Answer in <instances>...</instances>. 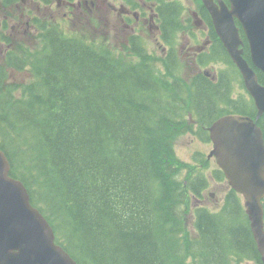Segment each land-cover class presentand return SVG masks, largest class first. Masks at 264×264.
<instances>
[{
  "label": "trees",
  "instance_id": "obj_1",
  "mask_svg": "<svg viewBox=\"0 0 264 264\" xmlns=\"http://www.w3.org/2000/svg\"><path fill=\"white\" fill-rule=\"evenodd\" d=\"M160 4L163 19H180L179 0ZM183 21L190 28L192 17ZM36 25L35 48L9 46L0 59V148L57 241L79 264H264L241 194L231 188L218 209L195 202L210 183L209 159L179 178L180 135L209 141L221 114L252 113L244 95L232 98L241 74L214 27L226 68L218 80L197 72L187 81L168 37L167 58L130 37V61L84 34ZM27 68L30 82L9 81L10 70ZM212 176L225 178L219 167Z\"/></svg>",
  "mask_w": 264,
  "mask_h": 264
},
{
  "label": "water",
  "instance_id": "obj_2",
  "mask_svg": "<svg viewBox=\"0 0 264 264\" xmlns=\"http://www.w3.org/2000/svg\"><path fill=\"white\" fill-rule=\"evenodd\" d=\"M216 32L258 109L264 114V85L254 66L264 74V0H202ZM196 24L203 19L193 12ZM251 47L254 66L243 56L244 40ZM217 164L230 186L244 197L246 214L264 262V136L257 119L249 114L226 113L208 127ZM11 161L0 148V264H79L56 241L53 226L33 205L25 183L11 175Z\"/></svg>",
  "mask_w": 264,
  "mask_h": 264
},
{
  "label": "flooded vegetation",
  "instance_id": "obj_3",
  "mask_svg": "<svg viewBox=\"0 0 264 264\" xmlns=\"http://www.w3.org/2000/svg\"><path fill=\"white\" fill-rule=\"evenodd\" d=\"M117 1L119 2H116V0H4V1L0 0V11L1 9H4L3 10L4 21L1 22L0 24H2V26L5 25L10 26L11 27L10 30L16 27H21L19 31H11L12 32L11 35L13 37H16L18 35H26L27 32L29 31L28 27L31 28L32 26H34L32 22L33 20L35 21L38 19L39 21L43 20V22H46L44 13H39V11L43 9V7L45 9H58L63 13L64 17L69 19L71 17L72 19L76 17L89 18L90 16H97L101 18L103 16L102 15L103 12L108 14V11L110 9L112 12L116 13L118 17H120V24L123 27V34L125 36L129 34V38L131 37L132 40H134L135 38H139V41L137 43L143 46L142 44L143 39L141 38V36L144 34L145 27L147 26L151 31L152 35L156 39V47L157 48L162 47V52L164 54L163 57L167 58L169 56V50L171 48V45L166 42V37H168L172 40V46L175 49V57L178 60H180V62H185V64L191 66L192 69L194 70L193 74L197 72H202L212 77L213 79L218 80L219 76L222 74L224 69H221L220 71L215 70L216 73L211 74L212 71L209 68V66L210 65L212 66L213 64L222 66L224 63L220 59L221 58L220 52L217 51L218 50L217 47H219V44L215 42V40L211 35V31L213 27L215 29V26L213 24L212 17L208 10L207 11L211 18V24L205 22L199 8V11L193 10L191 12L192 25L190 26V28H188L187 24L178 27L176 25L177 23L175 22V19L174 22H170V21L167 22L166 18L163 19L162 17V12H160L162 7V4H160L161 1L166 2L167 5L171 3H176V0H139V1L117 0ZM192 1L196 3L198 2L197 0H192ZM180 3L182 8V14H184L185 7L188 4L186 2L184 3V1H180ZM6 6H9V8H2ZM168 10L170 11V9ZM32 11H36L34 13H39V14H35L34 16H31ZM194 11H197L199 13V16L203 19V24L201 26L196 24V18L193 15ZM237 25L240 27V34L244 40V43L242 45L244 51L243 56L248 60L251 66H254L251 58L250 44L245 38V34L241 24L237 22ZM200 31L201 33L197 35V32ZM179 34H183V38H184V43L181 45L180 49L177 47V43H178L177 37ZM204 38L205 40L203 41ZM200 41H202V43ZM221 43L223 44L222 41ZM1 47H2V52H4L5 54V51L3 50L7 51V48L9 46H7L5 43H2ZM186 50L187 52L184 55L183 51ZM211 56H216V62L212 60H208V62H203L204 60L208 59ZM235 66L239 70L236 64ZM254 68L256 69L260 82L264 85V79L262 78V76L259 75V72L261 73L263 72L257 69L255 66ZM238 86L240 90L238 89ZM242 89L244 91H242ZM232 94H233L232 98L235 101H238L240 99V96L244 95L249 101L253 102L252 113L249 115L257 119L258 124L263 129V136H264V114L261 115L259 118H257L258 109L256 107L254 99L248 92L242 74L235 81V86Z\"/></svg>",
  "mask_w": 264,
  "mask_h": 264
},
{
  "label": "rangeland",
  "instance_id": "obj_4",
  "mask_svg": "<svg viewBox=\"0 0 264 264\" xmlns=\"http://www.w3.org/2000/svg\"><path fill=\"white\" fill-rule=\"evenodd\" d=\"M179 1H184V3L186 2L188 4H186L187 6L185 7V13L181 15L178 21H176V25L178 27H181L185 24L183 21L184 18H188L190 16L192 17L191 12L193 10L199 11V1L197 3L192 0ZM116 2L119 1L116 0ZM2 8H9V6ZM3 10L4 9H1L0 11V23L4 21ZM34 12L36 11H32L31 16L39 13H44L46 22H43V20H40V22L45 25L58 26L67 33L79 35L84 34V36L88 37L89 39H97L96 41L98 43L112 49L116 54H121L130 61H138V58L132 56L128 50H125V45L128 44V41L130 40L129 34L126 36L123 34V27L120 24V17H118L116 13L112 12L110 9L108 11V14L103 12V16L101 18L97 16H90L89 18L76 17L72 19L71 17L69 19L64 17L63 13L58 9H45L44 7L39 11V13ZM32 22L34 26H32L31 28L28 27L29 31L26 35H18L16 37H13L11 35V31H19L21 27H16L10 30V26H2V24H0V59L5 56L4 52H2V43H5L7 46L11 47H17L21 49L25 48L28 51L35 48V41L41 40L40 34L42 30L40 29L39 25H36V23L39 22L38 19L35 21L33 20ZM200 33L201 31L197 32V35H199ZM5 36L6 39L10 40V42H8L9 44L3 41V37ZM141 38L143 39L142 44L146 48V52L148 54L153 55L154 57H163L164 54L162 52V47H156V39L147 26L145 27L144 34L141 36ZM204 40L205 38L203 39V41ZM177 42V47L180 49L181 45L184 43L183 34L178 35ZM200 42L202 43V41ZM3 51L6 52V50ZM186 52L187 50L183 51V54L185 55ZM181 63L182 66L180 76L183 79L189 81L194 70L191 66L185 64V62ZM209 68L212 71L211 74H215V70L220 71L221 69H225L226 66L224 64L222 66L213 64L212 66L210 65ZM31 76L32 74L29 68L22 71L10 70L9 81L17 84H24L30 82ZM242 91L244 90L242 89ZM19 95L20 93L16 92V96L19 97ZM212 148L213 143L211 141L202 140L196 134L186 133L180 135L175 141L176 155L182 163H187V166L180 172L179 178L184 179L189 175L190 171H204L205 165L200 162L199 159H202L203 157L208 158ZM209 162L210 167L206 170L210 182L209 186L203 192V196L200 197V200H196L195 202L197 204L206 205L211 209H218L223 204L225 196L230 191L231 186L229 185V182L226 178L218 180L212 176L213 171L218 167L215 157H210ZM189 224L190 229L193 230L191 215L189 216ZM189 262L191 264V259H189ZM243 264L256 263L254 261H246Z\"/></svg>",
  "mask_w": 264,
  "mask_h": 264
},
{
  "label": "bare ground",
  "instance_id": "obj_5",
  "mask_svg": "<svg viewBox=\"0 0 264 264\" xmlns=\"http://www.w3.org/2000/svg\"><path fill=\"white\" fill-rule=\"evenodd\" d=\"M209 137H210V134H209ZM209 141H211L212 142V140H211V138H210V140ZM213 143V142H212Z\"/></svg>",
  "mask_w": 264,
  "mask_h": 264
}]
</instances>
